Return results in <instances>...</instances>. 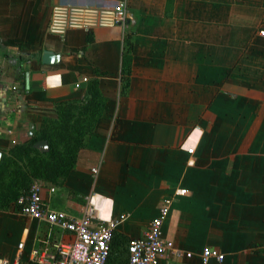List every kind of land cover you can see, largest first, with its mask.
<instances>
[{"label":"crops","instance_id":"obj_1","mask_svg":"<svg viewBox=\"0 0 264 264\" xmlns=\"http://www.w3.org/2000/svg\"><path fill=\"white\" fill-rule=\"evenodd\" d=\"M57 3L100 0H0V152L96 79L102 113L65 177L40 181L46 207L78 217L89 198L102 219L123 215L112 234L128 241L183 188L162 224L172 252L156 264H199L205 248L223 255L208 264H264V0H126L122 26L62 36L47 31ZM43 50L57 61L41 63ZM48 233L73 241L16 207L0 210V256L20 251L24 264Z\"/></svg>","mask_w":264,"mask_h":264},{"label":"built area","instance_id":"obj_2","mask_svg":"<svg viewBox=\"0 0 264 264\" xmlns=\"http://www.w3.org/2000/svg\"><path fill=\"white\" fill-rule=\"evenodd\" d=\"M126 9V0H100V4L96 5L57 3L51 6L47 31L62 36L68 29L89 31L95 28L122 26L126 21ZM48 189L49 192L54 190L51 186ZM40 190V181L31 180L26 191L16 198L15 207L23 215L70 234L73 241H51L48 233L42 239L41 247L31 249L28 261L24 264H105L113 229L123 215L104 220L99 217L90 199L86 198L82 214L75 217L64 211L46 207ZM184 194L185 189L179 188L161 199L156 215L149 220L145 230L127 241L126 264H156L159 257L172 252V242L164 237L162 224L175 197ZM16 246L20 250L22 241ZM77 250L82 253L76 254ZM185 255L189 256V253ZM210 259L220 262L223 255L215 249H203L199 255V264H208ZM0 264H23L20 251L11 259L0 256Z\"/></svg>","mask_w":264,"mask_h":264},{"label":"trees","instance_id":"obj_3","mask_svg":"<svg viewBox=\"0 0 264 264\" xmlns=\"http://www.w3.org/2000/svg\"><path fill=\"white\" fill-rule=\"evenodd\" d=\"M9 44L11 41H7ZM132 41L123 36L120 66V91L128 87L129 61ZM104 98L99 92L96 79L87 82L80 100H68L54 105L55 118L26 141L10 147L0 155V210L15 207L16 198L26 191L31 180L57 183L75 164L78 151L93 132L102 113ZM37 140H45L47 151L33 147ZM113 233V232H112ZM127 241L112 234L105 264H126Z\"/></svg>","mask_w":264,"mask_h":264},{"label":"water","instance_id":"obj_4","mask_svg":"<svg viewBox=\"0 0 264 264\" xmlns=\"http://www.w3.org/2000/svg\"><path fill=\"white\" fill-rule=\"evenodd\" d=\"M58 59V55L51 53L48 50H43L41 53V63L44 64H51L56 62ZM31 129V127H30ZM28 135H30V131L28 132ZM33 147L38 149L40 152H45L47 151V143L45 140H37L33 143ZM1 155V152H0Z\"/></svg>","mask_w":264,"mask_h":264}]
</instances>
